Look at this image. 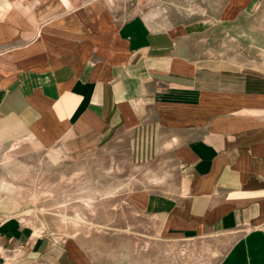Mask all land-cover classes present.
<instances>
[{
	"label": "crops",
	"instance_id": "crops-1",
	"mask_svg": "<svg viewBox=\"0 0 264 264\" xmlns=\"http://www.w3.org/2000/svg\"><path fill=\"white\" fill-rule=\"evenodd\" d=\"M115 1L0 0V145L125 140L176 175L129 194L164 237L227 235L217 264H264V0L161 25ZM13 219L0 233L21 264H93Z\"/></svg>",
	"mask_w": 264,
	"mask_h": 264
},
{
	"label": "rangeland",
	"instance_id": "rangeland-1",
	"mask_svg": "<svg viewBox=\"0 0 264 264\" xmlns=\"http://www.w3.org/2000/svg\"><path fill=\"white\" fill-rule=\"evenodd\" d=\"M113 4L122 7L119 20L140 14L161 25L202 20L211 2ZM175 177L158 160L134 162L125 140L83 151L23 138L0 145V224L14 217L35 235L46 234L86 253L93 264H217L232 237H164L156 219L129 202L132 190L163 188ZM9 253L0 233V263L21 264L20 253Z\"/></svg>",
	"mask_w": 264,
	"mask_h": 264
}]
</instances>
